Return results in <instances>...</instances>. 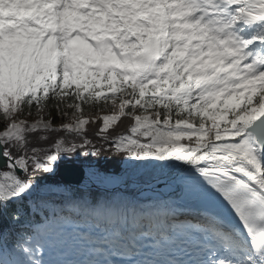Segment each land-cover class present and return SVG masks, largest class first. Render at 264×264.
Instances as JSON below:
<instances>
[{
	"label": "snow or ice",
	"instance_id": "snow-or-ice-1",
	"mask_svg": "<svg viewBox=\"0 0 264 264\" xmlns=\"http://www.w3.org/2000/svg\"><path fill=\"white\" fill-rule=\"evenodd\" d=\"M0 264H264V0H0Z\"/></svg>",
	"mask_w": 264,
	"mask_h": 264
},
{
	"label": "trees",
	"instance_id": "trees-1",
	"mask_svg": "<svg viewBox=\"0 0 264 264\" xmlns=\"http://www.w3.org/2000/svg\"><path fill=\"white\" fill-rule=\"evenodd\" d=\"M92 115H93V117L101 116L100 113H93ZM128 123H129L128 121L122 120L120 122V126L116 129V131L117 132H125L126 133L127 127H128ZM97 127H99V124L98 123L95 126L90 125L89 126V134L90 135L93 134L95 132V130H96ZM106 167H108L109 169H112V168L119 169L121 166L118 164V162L111 161V162H109L106 165Z\"/></svg>",
	"mask_w": 264,
	"mask_h": 264
},
{
	"label": "bare ground",
	"instance_id": "bare-ground-1",
	"mask_svg": "<svg viewBox=\"0 0 264 264\" xmlns=\"http://www.w3.org/2000/svg\"><path fill=\"white\" fill-rule=\"evenodd\" d=\"M130 175H132L133 177H135V172H134L133 170H130ZM149 175H150V173L146 172V173L144 174V176L140 178V181L142 182V180H143V179H146ZM129 185H130V186L126 187V188L123 189V190H124V191L127 190L129 193L137 194L138 191H137L136 187H135V186H131V180L129 181ZM128 192H126V194H127ZM126 194H125V195H126ZM73 255H74V254H73Z\"/></svg>",
	"mask_w": 264,
	"mask_h": 264
},
{
	"label": "rangeland",
	"instance_id": "rangeland-1",
	"mask_svg": "<svg viewBox=\"0 0 264 264\" xmlns=\"http://www.w3.org/2000/svg\"><path fill=\"white\" fill-rule=\"evenodd\" d=\"M103 115H108L107 113H103ZM124 191V190H123ZM43 229H45L46 228V226H44V225H40ZM73 227H75V225H61L60 226V228L63 230V228H66V229H73ZM86 227V226H85Z\"/></svg>",
	"mask_w": 264,
	"mask_h": 264
},
{
	"label": "water",
	"instance_id": "water-1",
	"mask_svg": "<svg viewBox=\"0 0 264 264\" xmlns=\"http://www.w3.org/2000/svg\"><path fill=\"white\" fill-rule=\"evenodd\" d=\"M63 178H64V179H70V178H69V177H67L66 175H65V176H63Z\"/></svg>",
	"mask_w": 264,
	"mask_h": 264
}]
</instances>
